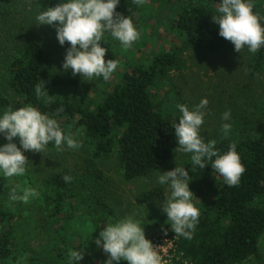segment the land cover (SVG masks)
Listing matches in <instances>:
<instances>
[{"label": "trees", "instance_id": "obj_1", "mask_svg": "<svg viewBox=\"0 0 264 264\" xmlns=\"http://www.w3.org/2000/svg\"><path fill=\"white\" fill-rule=\"evenodd\" d=\"M27 1L0 0V81L11 90L9 96L18 105L31 104L57 119L62 129L70 125L76 131L83 150L81 166L74 171L59 162L57 169L50 170L46 180L54 191L50 217L62 224L71 221L81 190H89L91 196L83 205L100 212L84 241L85 249L90 252L88 259L92 254L101 253L106 259V253L95 244L111 213L96 189L103 176L98 162L115 153L127 180L147 176L167 164L177 150L171 124L179 116L163 112L154 100L151 87L180 68L182 48L198 53L237 51L218 34V25L212 20L218 0H206L205 5H185L173 21L180 38L179 47L159 52L146 63L128 65L100 100L86 104L77 92L79 80L55 65V58L59 59L61 54L56 55L53 42L45 37L51 36V25H35L37 11L33 3ZM27 3L30 5L26 6ZM214 3L216 6L212 5ZM252 3L253 12L264 24V8L256 6L253 0ZM116 11L130 16L135 23L138 6L134 0H120ZM251 66L252 75L264 69V47L251 53ZM41 81L51 95L47 102L44 97L35 95L34 86ZM70 89L76 92L74 97L66 94ZM5 104L10 103L0 97V110L5 109ZM230 143H235L245 169L237 185H226L210 165H205L204 169L186 167L191 176L190 184L196 187L193 202L199 209V217L190 239L175 235L171 229L174 264L182 261L186 264H238L257 250L264 231V133L258 136L242 133L235 140L218 141L215 148L223 152ZM65 175L71 180L65 182ZM8 189L9 178L0 175V198ZM10 221V215L0 204V264H11L15 257L16 235ZM60 227L64 236L59 244L56 240L57 253L52 264H69L70 251L84 252V249L80 243L73 242L77 238L72 237L75 234L70 232L68 224ZM84 261L82 258L79 264ZM118 264H127V261L121 260Z\"/></svg>", "mask_w": 264, "mask_h": 264}, {"label": "rangeland", "instance_id": "obj_2", "mask_svg": "<svg viewBox=\"0 0 264 264\" xmlns=\"http://www.w3.org/2000/svg\"><path fill=\"white\" fill-rule=\"evenodd\" d=\"M32 2L36 11L54 5L58 0H28ZM206 0H145L138 6L134 25L139 32V37L131 47H123L110 33H104V40L100 43L106 48L105 60L114 59L117 62L116 70L109 80L95 78L87 81L80 74L72 75L71 70H63L61 65L64 59L68 43L59 44L56 38V29L51 25V36L56 49V67L69 76L79 80L78 95L86 104L89 101H98L104 93L118 81L120 74L132 63H146L150 58L162 51L173 50L179 47L180 38L173 26L174 18L182 7L190 4H206ZM259 8H264V0H253ZM27 3L26 6L30 5ZM215 5L216 4H212ZM53 34V36H52ZM180 68L171 71L167 78L158 80L151 87L155 102L163 109V112L179 116L176 107L178 103H185L190 109L197 105L201 98H206L208 103L203 109L204 122L201 126V135L207 142L214 140L215 145L220 140L232 141L242 133L258 136L264 133V69L257 75H252L251 52L246 48L233 53H198L189 48L180 51ZM77 88V87H76ZM71 91V92H70ZM74 97L70 89L67 95ZM12 92L6 89L3 81H0V97L7 99L9 106L18 107V103L9 96ZM12 100V101H11ZM26 104L23 103L24 106ZM230 110L228 121L221 119L222 113ZM228 122L231 130L227 137L220 131L221 124ZM63 132L79 140L76 131L70 125L63 126ZM19 146L18 138H13ZM0 135V143H6ZM26 171L22 176L9 178V189L0 198L1 209L10 215V226L15 229L14 250L15 257L11 264H48L53 263V256L57 253L58 244L64 236V224L76 236L73 242L81 244L85 261L81 264H104V254L91 255L85 249V239L93 228V223L100 211L93 207L86 208L85 200L89 199L91 192L82 189L74 218L70 221L57 223L50 217L53 207L54 191L46 182L51 169H57L59 162H64L67 168L79 170L83 157V150L65 148L58 151L53 145L48 144L40 153L25 151ZM190 154L176 150L175 155L164 166L143 177L127 180L122 175V168L115 153L107 159L98 162L103 176L101 185L97 182V192L103 197L110 207L108 223L125 215H134L143 223L146 238L159 250L163 249L162 264H174L173 238L171 227L166 222V214L162 211L161 202L168 194L166 185L156 184V176L160 172L170 170L176 163L185 168L193 166ZM79 173V172H78ZM189 181V186H190ZM192 186V185H191ZM25 187L34 188L38 195L30 198L28 202H11L8 199L12 188L21 191ZM195 196L196 187L192 186ZM195 200V197L193 198ZM59 215L58 217H60ZM69 231V230H68ZM61 235V236H58ZM71 237V238H72ZM60 260V258H58ZM55 261V260H54ZM181 264H186L182 261ZM238 264H264V231L262 232L257 250L248 259Z\"/></svg>", "mask_w": 264, "mask_h": 264}, {"label": "clouds", "instance_id": "obj_3", "mask_svg": "<svg viewBox=\"0 0 264 264\" xmlns=\"http://www.w3.org/2000/svg\"><path fill=\"white\" fill-rule=\"evenodd\" d=\"M137 6L145 0H134ZM120 0H58L57 3L41 7L34 19L35 25H52L56 29L59 44L68 43L62 69L71 70L72 75L80 74L87 81L95 78L109 80L117 68L114 59L105 60L106 48L101 45L104 33L108 32L120 44L131 47L139 37V32L130 16L116 11ZM212 20L218 25V34L231 42L234 50L242 48L255 54L264 47V24L253 12L252 0H218V6L212 13ZM35 95L51 99L43 82L34 86ZM208 101L201 98L191 109L185 103H178L179 118L171 124L177 140L178 151L190 154L193 166L204 169L210 165L223 178L228 186L239 183L244 165L240 161L235 143H230L226 151L218 152L215 141L207 142L201 135ZM230 110L222 113L221 119L228 121ZM231 124L224 122L220 131L227 137ZM0 135L6 143H0V175L5 177L22 176L26 171L25 151L42 153L51 143L58 151L65 148H79V142L73 136L63 132L57 119L42 113L31 104L9 106L0 110ZM13 138H18L19 146ZM71 180L69 175L63 177ZM191 176L184 166L176 163L170 170L156 176V184L168 188V194L161 202L166 222L175 235L190 239L198 223L199 209L193 202L195 197L189 188ZM37 191L25 187L21 191L12 188L8 199L11 202H28L36 197ZM143 223L134 215H125L107 223L98 233L95 244L106 253L104 264H118L125 260L127 264H162L163 249L157 248L145 236ZM83 257L80 250L69 253V264H79ZM19 264V262H18Z\"/></svg>", "mask_w": 264, "mask_h": 264}]
</instances>
